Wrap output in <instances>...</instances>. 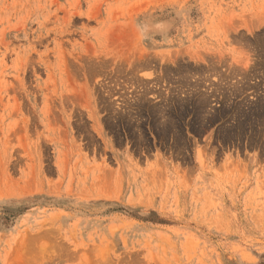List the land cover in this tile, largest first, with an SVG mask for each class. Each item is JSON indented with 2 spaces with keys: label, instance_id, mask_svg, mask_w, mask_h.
Listing matches in <instances>:
<instances>
[{
  "label": "rangeland",
  "instance_id": "rangeland-1",
  "mask_svg": "<svg viewBox=\"0 0 264 264\" xmlns=\"http://www.w3.org/2000/svg\"><path fill=\"white\" fill-rule=\"evenodd\" d=\"M0 264H264V0H0Z\"/></svg>",
  "mask_w": 264,
  "mask_h": 264
}]
</instances>
